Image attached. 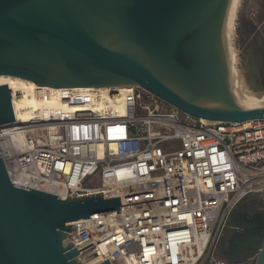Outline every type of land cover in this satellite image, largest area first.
I'll list each match as a JSON object with an SVG mask.
<instances>
[{
	"label": "built area",
	"instance_id": "2783aa9c",
	"mask_svg": "<svg viewBox=\"0 0 264 264\" xmlns=\"http://www.w3.org/2000/svg\"><path fill=\"white\" fill-rule=\"evenodd\" d=\"M33 95L25 109L12 92L16 119L0 128L12 181L63 200H121V212L68 222L80 264H229L216 253L228 219L264 194V119L209 121L138 85Z\"/></svg>",
	"mask_w": 264,
	"mask_h": 264
},
{
	"label": "water",
	"instance_id": "95a60500",
	"mask_svg": "<svg viewBox=\"0 0 264 264\" xmlns=\"http://www.w3.org/2000/svg\"><path fill=\"white\" fill-rule=\"evenodd\" d=\"M230 2L0 0V74L40 86L138 85L209 121L264 119V105L244 108L230 90L224 44ZM11 93L0 84V125L15 122ZM120 206L119 197L63 200L16 184L0 148V264H80V250L64 244L68 222L121 212ZM228 226L245 236L227 242L238 253L264 235V211L235 210ZM259 252L256 264H263L264 246Z\"/></svg>",
	"mask_w": 264,
	"mask_h": 264
},
{
	"label": "rangeland",
	"instance_id": "374dc122",
	"mask_svg": "<svg viewBox=\"0 0 264 264\" xmlns=\"http://www.w3.org/2000/svg\"><path fill=\"white\" fill-rule=\"evenodd\" d=\"M238 12L233 43L236 62L233 66L238 71L242 83L245 76L249 86L257 91L251 86V82L258 86L252 71L254 72V68L262 67L264 64V0H241ZM177 144L178 142L172 143V145ZM100 182L99 176L93 180L94 185ZM247 202V205L254 208L264 206V194H258Z\"/></svg>",
	"mask_w": 264,
	"mask_h": 264
},
{
	"label": "bare ground",
	"instance_id": "6f19581e",
	"mask_svg": "<svg viewBox=\"0 0 264 264\" xmlns=\"http://www.w3.org/2000/svg\"><path fill=\"white\" fill-rule=\"evenodd\" d=\"M240 3L241 0H231L224 25V44H226V60L228 66L229 86L238 105L244 108H248L251 105L262 106L264 105V94L259 95L258 92L246 91L242 86L243 83L241 77L238 74V71L233 66L234 62H236L233 52V43ZM0 84H8L11 91L13 92V96L22 91L25 95V101L23 103V107L25 109L31 108V106H38V99L33 95V93L35 92L36 88L45 89L47 86H40L35 81H29L16 75L12 76L6 74H0ZM16 101L17 99L15 98L14 104H16ZM4 126L5 125H0V128H3Z\"/></svg>",
	"mask_w": 264,
	"mask_h": 264
},
{
	"label": "flooded vegetation",
	"instance_id": "af4514ba",
	"mask_svg": "<svg viewBox=\"0 0 264 264\" xmlns=\"http://www.w3.org/2000/svg\"><path fill=\"white\" fill-rule=\"evenodd\" d=\"M251 73V72H250ZM252 74L256 76L258 81V86L254 85L251 82V86L256 88L257 91H264V64L262 67L254 68V72ZM243 76V73H242ZM243 86L246 91L248 92H255L250 86L245 76H243ZM236 211H252L258 213V211H264V206H259L258 208H254L251 205H247L242 203L236 208ZM241 232L235 233L233 232L230 227H225L221 239L217 244L216 253L218 254L219 258L226 261L229 264H256L259 259V254L264 246V235L260 233L254 235V238L250 241L246 242V245L242 251L238 253H234L227 245L230 236H233L234 239H243L245 238L244 235H241ZM264 264V262H263Z\"/></svg>",
	"mask_w": 264,
	"mask_h": 264
},
{
	"label": "crops",
	"instance_id": "0c3cea01",
	"mask_svg": "<svg viewBox=\"0 0 264 264\" xmlns=\"http://www.w3.org/2000/svg\"><path fill=\"white\" fill-rule=\"evenodd\" d=\"M256 195H251V196H249L243 203H248L247 201H249V200H252V198H254Z\"/></svg>",
	"mask_w": 264,
	"mask_h": 264
}]
</instances>
